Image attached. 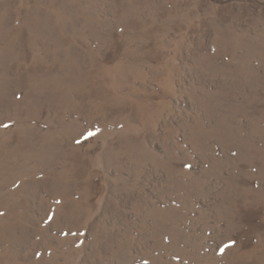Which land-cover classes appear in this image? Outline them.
Listing matches in <instances>:
<instances>
[{"label":"rangeland","instance_id":"374dc122","mask_svg":"<svg viewBox=\"0 0 264 264\" xmlns=\"http://www.w3.org/2000/svg\"><path fill=\"white\" fill-rule=\"evenodd\" d=\"M0 264H264V0H0Z\"/></svg>","mask_w":264,"mask_h":264}]
</instances>
